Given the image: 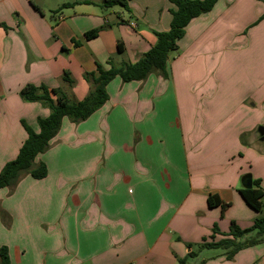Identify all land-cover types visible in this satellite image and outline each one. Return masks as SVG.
Returning <instances> with one entry per match:
<instances>
[{"label":"crops","instance_id":"1","mask_svg":"<svg viewBox=\"0 0 264 264\" xmlns=\"http://www.w3.org/2000/svg\"><path fill=\"white\" fill-rule=\"evenodd\" d=\"M75 1L0 0V171L27 138L22 122L38 132L37 119L49 115L39 103L20 99L24 86L44 85L81 101L89 91L85 73L108 61L135 63L155 44L152 32L169 29V0H128L129 19L101 9L102 0L60 10ZM246 2L218 0L211 12L193 20L176 56L168 55L166 80L116 78L106 88L108 101L91 117L78 124L63 119L50 148L34 161L45 165L46 177L22 175L15 186L0 190V248H7L10 264H180L178 259L195 252L188 248L191 242L212 241L214 225L227 233L232 224L246 230L260 218L239 190L245 174L260 180L264 190V154L257 147L264 141L254 110L264 106V98L243 93L233 100L226 94L233 82L224 78L225 94L214 106L218 91L206 92L212 84L193 79L206 65L212 41L216 45L250 28L264 13L258 0H252L255 9L244 11ZM258 26L261 39L264 20L251 29ZM92 30L97 37L85 39ZM64 72L74 81L71 88L62 80ZM207 81L217 88L213 78ZM168 98L176 109L169 123L168 115L159 117L168 114ZM171 125L176 141L173 134L168 148L167 133L153 139V130ZM209 194L219 197L223 209L208 207ZM248 239L260 244L230 261L223 252L206 259L199 252L190 259L264 264V238L251 233L242 241Z\"/></svg>","mask_w":264,"mask_h":264},{"label":"trees","instance_id":"2","mask_svg":"<svg viewBox=\"0 0 264 264\" xmlns=\"http://www.w3.org/2000/svg\"><path fill=\"white\" fill-rule=\"evenodd\" d=\"M264 5V0H258ZM218 0H169L171 15L169 29L167 31H153L156 38L155 44L144 53L135 63L114 64L108 61L106 66L96 64V69L92 73H85L83 78L89 85L88 94L81 101L70 99L59 89H49L44 85L36 87L34 85L24 86L19 97L25 103H39L49 110V115L45 118H38V132L33 131L24 122L22 125L26 131L27 138L22 144L17 156L12 161L6 163L0 171V190L15 186L22 175H29L35 180L46 177V167L44 164L36 165V157L45 153L50 148L51 141L58 134L64 118L72 124H78L87 120L98 111L109 99L107 86L114 79L118 78L122 83L142 82L150 75H161L168 78V55L178 49V41L185 35V29L195 19L212 11ZM79 3H87V0H76L75 2L64 4L60 10L73 7ZM115 6L130 13L128 0H102L99 7L103 10L111 9ZM59 10V11H60ZM264 20V13L250 27L258 25ZM97 30H92L85 34V39L96 38ZM75 45H78L75 43ZM118 52H123L121 44L117 46ZM62 80L70 88L74 81L68 72H64ZM59 94L56 99L53 95ZM260 180H252V188L240 189L239 194L245 204L257 213H262L264 208V190ZM209 208L225 206L217 195L207 196ZM3 217L4 215L0 213ZM251 233L264 238V218L256 219L249 229L241 230L235 225H231L227 233H222L216 225L212 228L211 242H203L197 246V252H190L186 258L178 259V263L184 264L188 258H195L203 250H222L225 259L230 261L244 248L257 245L256 240L242 239ZM216 235L222 239L214 242ZM262 240V239H261ZM191 247L188 245V248ZM0 264H10L8 250L6 247L0 248ZM199 264H204L201 261Z\"/></svg>","mask_w":264,"mask_h":264},{"label":"rangeland","instance_id":"3","mask_svg":"<svg viewBox=\"0 0 264 264\" xmlns=\"http://www.w3.org/2000/svg\"><path fill=\"white\" fill-rule=\"evenodd\" d=\"M247 7L243 8L244 11H251L252 9H255L256 7L253 5L252 0H247L246 2ZM119 12L122 15V18L129 19L130 13L124 11L122 8L115 6L109 10H106V12ZM252 14V12H251ZM251 21V20H250ZM232 22L235 24V26L238 24L236 20H232ZM253 24V23H252ZM240 28L239 33H235L231 36H226L227 40L219 41L218 44L214 45L211 42L210 49H208L209 54L206 52L207 62L206 65H202L199 69L200 71L196 70L193 73L194 80H198L199 78L203 79L205 82H207V86L209 84H212L209 88L205 89L206 92L209 93H216L214 95V101L212 104L214 106L218 105V103L222 100L223 94H225V89L227 88L226 82L224 81V78H227L229 82H233L231 84H228V92L226 93L228 96L233 94V100L244 95L243 93H250L253 94L256 98H264V34L261 35L263 38L260 39V27L257 28ZM251 29V30H249ZM248 33V34H247ZM169 56H176V53L170 52ZM155 75V74H152ZM151 76V75H150ZM163 78V80H166L161 75H155ZM213 78V81H216L215 86L217 88L214 89L213 83L208 82L207 79ZM215 78V79H214ZM185 81V80H184ZM200 83H195L194 85L197 86ZM206 84H200V85H206ZM193 89V86L190 88ZM195 88V90H197ZM217 90V91H216ZM246 95V94H245ZM244 95V96H245ZM244 106L248 108L250 103L248 99L243 101ZM162 106V105H161ZM163 107V106H162ZM168 108V114L164 113L163 115L159 117H165L167 119L168 115V123L173 120L176 114V109L174 106V102L172 98L167 99V106ZM202 107H206L205 104L202 105ZM256 112L260 113V125L256 126V130L260 127L264 128V106L258 107L254 109ZM171 130H153V139H156L159 135V132L167 133L168 138L165 140L166 144L169 145L172 143L170 141L173 134L175 135V141H176V133H175V127L172 126ZM246 137L244 135L240 136V141L243 143V138ZM156 141H154V146L156 145ZM241 143V142H240ZM241 143V144H242ZM158 144V143H157ZM178 146V141L176 142ZM175 144V145H176ZM256 144H258L256 142ZM163 145V143H162ZM243 145V144H242ZM173 144L170 145L172 147ZM258 148H260V155L264 154V142L257 145ZM158 148L162 149L163 147L159 144ZM167 150V148H166ZM164 148V151H166ZM165 156V154H163ZM242 156V155H241ZM240 157V156H239ZM241 158V157H240ZM248 175V174H245ZM250 175V174H249ZM243 177V176H242ZM264 203V198H263ZM260 218H264V208L262 213H260ZM260 244V243H259ZM191 249H193L195 252L197 251V244H194V242L190 243ZM222 253V250H204L201 251V254L199 255L201 259H206L211 257L212 255H216ZM195 260L188 258L186 264H194Z\"/></svg>","mask_w":264,"mask_h":264},{"label":"water","instance_id":"4","mask_svg":"<svg viewBox=\"0 0 264 264\" xmlns=\"http://www.w3.org/2000/svg\"><path fill=\"white\" fill-rule=\"evenodd\" d=\"M257 133L260 137V141H264V128L260 127L257 129ZM242 187L243 189H250L252 188V177L248 174V175H244L242 177Z\"/></svg>","mask_w":264,"mask_h":264}]
</instances>
